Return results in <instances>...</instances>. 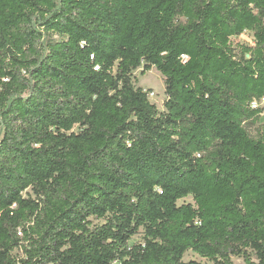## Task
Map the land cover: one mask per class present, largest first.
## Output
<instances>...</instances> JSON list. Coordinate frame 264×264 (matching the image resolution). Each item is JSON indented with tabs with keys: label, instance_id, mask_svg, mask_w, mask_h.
I'll return each mask as SVG.
<instances>
[{
	"label": "trees",
	"instance_id": "obj_1",
	"mask_svg": "<svg viewBox=\"0 0 264 264\" xmlns=\"http://www.w3.org/2000/svg\"><path fill=\"white\" fill-rule=\"evenodd\" d=\"M263 99L264 0H0V264H264Z\"/></svg>",
	"mask_w": 264,
	"mask_h": 264
},
{
	"label": "rangeland",
	"instance_id": "obj_2",
	"mask_svg": "<svg viewBox=\"0 0 264 264\" xmlns=\"http://www.w3.org/2000/svg\"><path fill=\"white\" fill-rule=\"evenodd\" d=\"M250 38H252V37L244 36L240 39H237L236 43H240V44L249 43ZM134 78L136 79V84L138 87H142L145 90H151L152 91V93L150 95V101L153 104H155L160 111H164L165 110L164 103L167 99V96L165 94V86H164L163 76L155 69L148 72L146 75H143L142 69H140L134 73ZM261 125H264V114L261 116V120H260L259 125L252 128V130L255 131V129H257ZM183 203H193V199L191 197L187 198L185 200L180 201L179 204H183ZM139 239L140 238H137V240H139ZM191 260H195V261L199 262L200 264H212L209 261H207L206 259L195 254L194 252H189L185 257V261H191ZM254 261H256L255 258H254ZM233 263L234 264H245L243 259H239V258H235V257L233 258Z\"/></svg>",
	"mask_w": 264,
	"mask_h": 264
},
{
	"label": "built area",
	"instance_id": "obj_3",
	"mask_svg": "<svg viewBox=\"0 0 264 264\" xmlns=\"http://www.w3.org/2000/svg\"><path fill=\"white\" fill-rule=\"evenodd\" d=\"M244 36H249V37H252V35H250L249 33H245V34H243L240 38H242V37H244ZM239 38V39H240ZM246 44H248V45H252L253 44V40H252V38H250V41H249V43H246ZM260 105H264V99L259 103V102H257V101H255L253 104H252V106H254V107H258V106H260Z\"/></svg>",
	"mask_w": 264,
	"mask_h": 264
}]
</instances>
